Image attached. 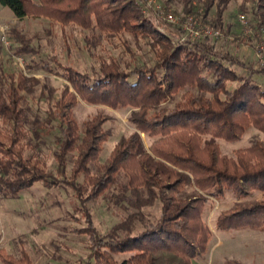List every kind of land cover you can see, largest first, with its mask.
Segmentation results:
<instances>
[{
  "label": "trees",
  "instance_id": "obj_1",
  "mask_svg": "<svg viewBox=\"0 0 264 264\" xmlns=\"http://www.w3.org/2000/svg\"><path fill=\"white\" fill-rule=\"evenodd\" d=\"M215 1L204 0L205 19ZM227 2L220 0L214 28L222 27ZM0 6L17 21L76 24L91 35L86 38L88 50L96 48L103 36L127 33L146 41L153 53L152 65L111 58L93 74L55 59L27 64V73L54 74L75 92L66 85L58 98L54 89L44 94L49 102L44 121L30 119L27 100L40 79L23 71L0 79V119L6 125V129L0 125V195L16 199L42 182L48 188H70L81 205L87 199L108 200L124 217L105 236L96 227L82 232L89 238L90 260L95 264H194L209 250L212 234L205 216L214 207L211 199L220 202L226 194L236 202L214 216L213 227L219 232H264V199H248L255 192L264 193V139L252 141L234 157L223 155L218 144V140L242 141L251 127L264 135V84L258 82L264 70L217 49L209 40L174 44L175 32L163 30L166 24L147 10L145 0H0ZM250 9L256 32L264 34V0H245L243 13ZM11 40L16 56L41 55L32 44L39 37L14 28ZM79 99L134 109L130 123L136 132L123 137L104 164L99 156L109 137L103 128L107 119L97 116L78 125L72 109ZM55 123L59 134L54 136L58 148L52 173L32 140L43 144ZM142 134L154 139L150 149ZM121 174L126 185L120 193L106 195ZM157 201L160 216L147 220L144 209ZM120 256L125 257L118 260ZM0 264H32V260L27 253L15 259L0 250Z\"/></svg>",
  "mask_w": 264,
  "mask_h": 264
},
{
  "label": "rangeland",
  "instance_id": "obj_2",
  "mask_svg": "<svg viewBox=\"0 0 264 264\" xmlns=\"http://www.w3.org/2000/svg\"><path fill=\"white\" fill-rule=\"evenodd\" d=\"M227 1L221 28L212 26L216 20L220 0L215 1V7L206 19L203 17L204 0H193L190 5H186L184 0H158V4L165 10H173L180 18L189 15L197 16L202 23L221 31L225 38L223 41L207 40L212 41L217 49L223 52L240 53L239 59L241 61L253 62L257 67L256 46L262 37L258 34L252 40L242 37L238 17L245 14L242 11L245 0ZM249 8L252 9L250 4ZM251 9L245 15L254 27L255 20L251 14ZM158 18L166 24L164 26L166 29L163 28V30H166L168 34L171 33V35L172 32H175L173 35L175 40L180 38L181 29L169 25L162 19V16H158ZM0 26L5 29L10 44L12 42L11 32L14 28L26 33L31 38L36 36L40 38V40H34L32 43L41 50V55L38 56L23 59L16 56L11 47L9 48L11 53L7 51L5 46L0 48V79L4 78L5 75L18 74L21 71L28 76L40 79L34 94L27 96L31 120L37 117L41 121L46 119L49 111V102L46 96L50 89L55 90L57 98L64 92L66 85L69 86L71 92L75 93L71 84L54 74L43 71L27 73L26 66L31 62L40 63L42 60L55 59L64 66H72L88 74H93L95 70L98 71L101 62L108 63L111 58L122 60L124 63L132 62L136 66H142L145 63L153 64V53L150 47L146 45V41H136L127 33L112 38L103 36L96 48L88 50L86 38L90 39L91 35L82 27L76 24L64 26L60 23L39 19L17 21L13 19L12 12L8 8L1 6ZM250 53H252L251 56L246 58L245 56ZM235 69L239 73H245L239 67ZM258 82L264 84V77H260ZM133 111L134 109L131 107L113 109L104 105L89 104L81 99L72 109V118L78 125L91 121L97 116L107 119L103 128L109 137L107 141L102 143L99 163L104 164L108 160L123 137L128 138L136 132V128L130 123ZM0 125L6 129V125L1 119ZM53 126H56V129L51 136L44 139L43 144L38 143L39 145H37L35 140H32V144L36 145L35 152L47 165L49 171L55 173L57 164L53 154L58 148L55 137L58 136L59 130L57 123ZM27 131L31 137L30 126L27 127ZM142 139L145 147L150 149L154 139L145 134H142ZM256 139L262 140L264 135L251 127L242 141L228 143L224 140H218V144L223 155L234 157L238 150L247 149ZM126 183L127 178L121 174L118 184L112 187V190L110 189L111 192L108 191L105 194L120 193L119 188ZM86 197L87 194L84 195V198ZM248 199L262 200L264 193L255 192ZM87 200L82 206L81 203L77 202L76 195L70 188H48L42 182L36 183L30 190L25 191L16 199L5 198L0 195V250H5L7 255L15 259H20L24 253H27L32 264H95V261L90 260L92 252L90 251L89 238L82 232H85L87 228L96 227L99 234L105 236L124 215L122 213L118 215L116 212L118 210L114 206L111 207L109 201L103 197ZM211 202H213L214 207L205 216V223L212 234L209 250L203 258L194 261V264H264V232L253 230L219 232L213 227L214 216L229 210L236 199L231 194H226L222 201L218 202L211 199ZM144 213L147 220L155 221L161 214V204L157 201L154 206L145 208ZM124 257L120 256L117 259L121 260Z\"/></svg>",
  "mask_w": 264,
  "mask_h": 264
},
{
  "label": "built area",
  "instance_id": "obj_3",
  "mask_svg": "<svg viewBox=\"0 0 264 264\" xmlns=\"http://www.w3.org/2000/svg\"><path fill=\"white\" fill-rule=\"evenodd\" d=\"M146 8L149 12L156 16H162V19L166 21L169 25L178 27L182 30V34L179 39L174 41V44H182L185 42H196L210 39L212 41H223L224 35L221 31L214 29L207 24L202 23L197 16L189 15L185 18L178 17L173 10H165L158 0H145ZM165 10V11H164ZM238 23L241 29V35L243 38L252 40L256 34L261 36L259 43L256 46V63L259 69L264 70V36L261 33H257L255 28L250 23L249 19L245 14H241L238 17ZM1 32V42L3 47L7 49L9 53L11 44L8 37L6 36L5 29L0 26ZM232 40V39H231ZM21 61V59H18Z\"/></svg>",
  "mask_w": 264,
  "mask_h": 264
},
{
  "label": "crops",
  "instance_id": "obj_4",
  "mask_svg": "<svg viewBox=\"0 0 264 264\" xmlns=\"http://www.w3.org/2000/svg\"><path fill=\"white\" fill-rule=\"evenodd\" d=\"M13 19H14V18H13ZM14 20H16V19H14ZM237 54H238V53H237ZM251 54H252V53H250L249 55H246L245 57H246V58H248V57H250V56H251ZM238 56H241V55H240V53L238 54ZM246 58H245V59H246ZM244 61H246V62H247V60H244Z\"/></svg>",
  "mask_w": 264,
  "mask_h": 264
}]
</instances>
